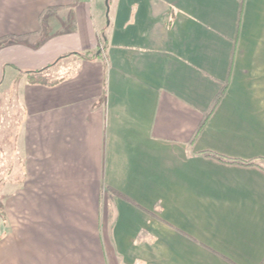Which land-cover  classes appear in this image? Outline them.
<instances>
[{
  "label": "crops",
  "instance_id": "crops-1",
  "mask_svg": "<svg viewBox=\"0 0 264 264\" xmlns=\"http://www.w3.org/2000/svg\"><path fill=\"white\" fill-rule=\"evenodd\" d=\"M0 90V264H264V0H0Z\"/></svg>",
  "mask_w": 264,
  "mask_h": 264
},
{
  "label": "rangeland",
  "instance_id": "rangeland-1",
  "mask_svg": "<svg viewBox=\"0 0 264 264\" xmlns=\"http://www.w3.org/2000/svg\"><path fill=\"white\" fill-rule=\"evenodd\" d=\"M57 78V77H55ZM53 80V79H51ZM7 97L2 90H0V171L10 166L16 165L18 162L15 159V144H14V126H9L8 123L12 124L14 122V114L10 110L14 107L13 100L10 101L5 98ZM7 156V157H6ZM6 165V166H4ZM17 178L18 175H4L0 173V188L4 184H9L12 178ZM5 178V179H4ZM2 191L0 189V212H2L1 202H2Z\"/></svg>",
  "mask_w": 264,
  "mask_h": 264
},
{
  "label": "trees",
  "instance_id": "trees-1",
  "mask_svg": "<svg viewBox=\"0 0 264 264\" xmlns=\"http://www.w3.org/2000/svg\"><path fill=\"white\" fill-rule=\"evenodd\" d=\"M83 58H85V56ZM58 60H60V59H58ZM47 68H49V67H46V68L41 69V70H38V71H28V72H25L27 74L28 82L30 84H44V85L52 84V82H46V80H45L46 78H44V77L41 76V73L44 72ZM223 93H224V91L220 92L217 95V97L215 98L214 103H213V106L210 109V112L203 118L201 124L199 125L198 129L196 130V132L194 134V138L200 133V131L203 128V126L205 125V122L207 121L208 117L212 114V112L214 111V109L217 107V105L221 101L222 96H223ZM206 156L207 157L214 158V159L218 160L221 163H226V164H232L233 163L231 161L223 160V159H221V158H219V157H217L215 155H212V154H206ZM237 164L244 165V166L253 165V163H241V162L240 163H237Z\"/></svg>",
  "mask_w": 264,
  "mask_h": 264
}]
</instances>
